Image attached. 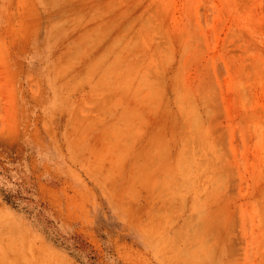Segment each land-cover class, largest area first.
<instances>
[{"label": "rangeland", "instance_id": "374dc122", "mask_svg": "<svg viewBox=\"0 0 264 264\" xmlns=\"http://www.w3.org/2000/svg\"><path fill=\"white\" fill-rule=\"evenodd\" d=\"M0 264H264V0H0Z\"/></svg>", "mask_w": 264, "mask_h": 264}]
</instances>
